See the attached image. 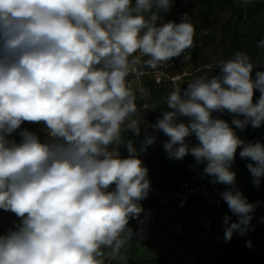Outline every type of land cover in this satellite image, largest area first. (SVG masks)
Segmentation results:
<instances>
[{"label": "clouds", "instance_id": "clouds-1", "mask_svg": "<svg viewBox=\"0 0 264 264\" xmlns=\"http://www.w3.org/2000/svg\"><path fill=\"white\" fill-rule=\"evenodd\" d=\"M173 3L0 0V210L17 218L0 234V264H105L102 249L127 264L122 249L144 235L129 222L149 219L141 202L151 182L140 155L157 139L146 134L138 148L122 137L125 129L140 136L137 93L150 95L128 77L133 65L155 69L192 47L188 13L163 22ZM257 46L264 49V39ZM261 64L246 52L219 61L214 74L174 86L151 124L168 137L169 159L191 155L211 184L227 186L220 196L238 219L225 214V241L253 230L257 207L235 187L238 150L254 186L264 180V143L237 134L264 126ZM25 123L42 125L43 138Z\"/></svg>", "mask_w": 264, "mask_h": 264}, {"label": "rangeland", "instance_id": "rangeland-1", "mask_svg": "<svg viewBox=\"0 0 264 264\" xmlns=\"http://www.w3.org/2000/svg\"><path fill=\"white\" fill-rule=\"evenodd\" d=\"M184 13H188L192 23L196 25L194 41L192 47L187 49L182 57L173 59L182 63L189 70L197 69L199 72H207L213 69L212 75L217 63L223 60V56L229 51V46L233 41L229 31L235 27L236 21L230 19L229 12H223L216 18L201 19L198 0H194L188 5L185 4V0H181L179 11L169 10L166 14H162L163 22L175 21L179 23ZM242 33L244 32L242 31ZM251 46L254 44L252 43ZM252 56L255 62L264 61V49L258 48L256 53H252ZM256 70H264V64H261ZM142 87L147 89L150 95L140 99L139 93H137L138 111L134 118L140 122L141 134L139 137H135L125 129L122 131V137L125 141L128 139L137 141L136 146L139 148L138 141L142 140L146 134L156 135V142L140 155V159L154 161L157 166L159 162H163L168 157L163 149V143L168 137L162 132L151 129V125H146L144 122L149 120L151 124L155 123L161 112L166 110L164 99L169 92L165 88L155 87L149 83H145ZM230 116L226 113L222 118L230 122ZM22 127L41 134L43 138L42 125L25 123ZM14 138L19 140V135L14 134ZM120 152L122 157L127 156L124 147L120 148ZM187 167L200 170L196 162L193 165L187 164ZM141 203L145 213L149 215V219L144 225H139L136 220L129 222L133 230L143 228L144 235L142 238L137 237L131 241L129 246L122 249L121 255L127 258V264H146L150 260L157 264H193L192 257L196 253H198L199 261L205 258L206 263L213 261L212 257L205 252L206 247L210 245L219 247L225 241L223 238L224 217L210 225L217 212L215 208L198 197L189 198L183 202L177 197V193L172 194L168 191L166 184L155 185L152 183L149 196ZM3 212V210L0 211V223L3 219ZM251 225L253 229L258 226L264 227V217H253ZM213 227L220 229V239H212L211 230ZM240 236L239 233H234L232 238ZM102 252L105 264H120L119 260L107 262L108 250L103 249Z\"/></svg>", "mask_w": 264, "mask_h": 264}, {"label": "trees", "instance_id": "trees-1", "mask_svg": "<svg viewBox=\"0 0 264 264\" xmlns=\"http://www.w3.org/2000/svg\"><path fill=\"white\" fill-rule=\"evenodd\" d=\"M192 1L194 0H185V4L188 5ZM180 2L181 0H174L170 10L179 11ZM198 3L201 19L216 18L223 12H229L230 19L236 21L235 27L229 31L233 41L229 46V51L223 56V60L232 58L237 52L246 51L255 63L252 53L257 52L259 48L257 45L264 38V0H252L247 5L242 4L241 0H198ZM194 27L196 28V25ZM252 43L254 46H251ZM212 70H208L207 73L211 75ZM258 97L259 92L257 91L254 98L258 99ZM194 162L195 159L191 155L182 160H173L167 157L157 166H155L154 161L149 159L143 161L149 170L150 182L155 185L166 184L168 191L172 194L178 193L179 186L189 181V171L186 165H193ZM243 193L245 195V192ZM224 209L229 211L227 206ZM248 241H251V247L246 246ZM205 252L212 257L213 261L206 263V258L199 261L197 259L198 253H196L192 257L193 264H264V228L257 229L241 238L223 241L219 247L207 246ZM146 264L157 263L150 260Z\"/></svg>", "mask_w": 264, "mask_h": 264}, {"label": "built area", "instance_id": "built-area-1", "mask_svg": "<svg viewBox=\"0 0 264 264\" xmlns=\"http://www.w3.org/2000/svg\"><path fill=\"white\" fill-rule=\"evenodd\" d=\"M144 59H147V57L141 58L142 61ZM137 72L142 73L139 79L136 77ZM203 73H205V71L199 72L197 69L189 70L176 59H172L155 69L145 67L143 63L133 65L132 74L129 75L128 82L133 89L142 87L145 83H149L155 87L165 88L170 92L176 85L186 88L187 83ZM173 77H177V79L174 80ZM187 169L190 179L179 186L177 193V197L181 201L184 202L189 198L198 197L213 208L222 209L227 206L220 196V193L223 192L227 186L222 184L213 185L210 183L211 178L203 176L201 170L192 167H187ZM235 187L242 192L246 190L245 178L242 172L236 173ZM5 229V226H1L0 234H3L2 230Z\"/></svg>", "mask_w": 264, "mask_h": 264}, {"label": "crops", "instance_id": "crops-1", "mask_svg": "<svg viewBox=\"0 0 264 264\" xmlns=\"http://www.w3.org/2000/svg\"><path fill=\"white\" fill-rule=\"evenodd\" d=\"M230 118L232 119L231 116H230ZM144 124L151 125V122H149V120H145ZM237 134L242 139H244L245 141H260L261 143H264V126H261L258 129H253L251 126H248L244 131L237 130ZM189 143H191L193 145L197 143L194 136L189 138ZM248 162H249L248 160L241 159L239 157V150H238L235 162L232 166V170L235 171V173H238V172L243 173L244 178H245V188H246V190L244 191L245 195L247 196V198L250 202L257 203V207H256L254 213L252 214L253 217H264V180L261 181L259 188L254 186V184L252 183L251 174L248 171V169L246 168V164ZM197 166L200 168L201 171L203 170L204 165H197ZM215 209L217 210V212L215 213L214 219L210 223V225L215 223L218 219H221L222 217H224L225 214L231 216L232 222H235L238 219L236 216H233L230 211L225 210L224 208H222V209L215 208ZM0 211H2V210H0ZM16 221H17V218L15 217L14 214H12L11 212H5L4 211L3 212V219H2V222L0 223V229H1V226H5L6 229L2 230V233L4 234L10 228H12L14 226V222H16ZM260 228H264V227L258 226L257 228H254V229L252 228L253 230H250L249 233H251L257 229H260ZM219 230L220 229H218L217 227H215V228L213 227V229L211 230V235L213 234V236H211V237H213L212 239L216 240L218 238L219 239L221 238L219 235ZM241 237H244V236H240V237H236V238H241ZM109 261L110 260L108 259L107 262H109Z\"/></svg>", "mask_w": 264, "mask_h": 264}]
</instances>
